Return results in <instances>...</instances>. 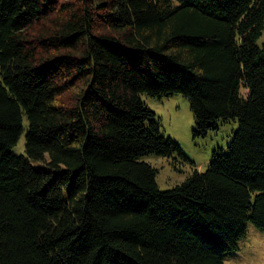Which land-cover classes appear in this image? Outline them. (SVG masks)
<instances>
[{
  "label": "trees",
  "instance_id": "obj_1",
  "mask_svg": "<svg viewBox=\"0 0 264 264\" xmlns=\"http://www.w3.org/2000/svg\"><path fill=\"white\" fill-rule=\"evenodd\" d=\"M263 31L264 0H0V264H223L264 230ZM142 94L236 120L227 153L159 190L140 158L189 161Z\"/></svg>",
  "mask_w": 264,
  "mask_h": 264
},
{
  "label": "rangeland",
  "instance_id": "obj_2",
  "mask_svg": "<svg viewBox=\"0 0 264 264\" xmlns=\"http://www.w3.org/2000/svg\"><path fill=\"white\" fill-rule=\"evenodd\" d=\"M256 45L259 47L264 45V31ZM140 98L145 106L154 113L161 135L173 140L189 161L183 160L176 154L173 156L175 162L165 156L157 155H147L140 158V161L156 169L155 180L159 190H170L183 183L195 169L204 172L213 159L214 153H227V146L238 129L236 120L218 121L215 130L209 131L204 137H194L195 123L188 100L180 95L157 99L142 94ZM22 125L24 131L17 143L11 148V151L16 155H24L25 153L24 134L27 129V120L24 115L22 116ZM47 162L48 157L46 156L45 162L30 161V164L36 171L51 172L50 181L53 182L57 172L64 169L60 171L51 170L47 166ZM50 183H46L43 190ZM71 183L72 176L63 189L61 195L63 200L67 198ZM223 264H264V230L247 224L245 236L238 242L237 249L225 256Z\"/></svg>",
  "mask_w": 264,
  "mask_h": 264
}]
</instances>
